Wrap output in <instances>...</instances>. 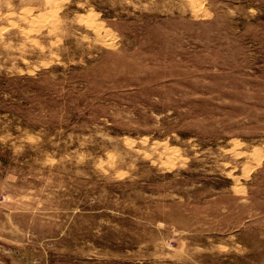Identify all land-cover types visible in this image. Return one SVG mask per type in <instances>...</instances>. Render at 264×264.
<instances>
[{
	"label": "rangeland",
	"instance_id": "1",
	"mask_svg": "<svg viewBox=\"0 0 264 264\" xmlns=\"http://www.w3.org/2000/svg\"><path fill=\"white\" fill-rule=\"evenodd\" d=\"M0 264H264V0H0Z\"/></svg>",
	"mask_w": 264,
	"mask_h": 264
}]
</instances>
